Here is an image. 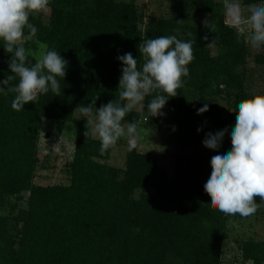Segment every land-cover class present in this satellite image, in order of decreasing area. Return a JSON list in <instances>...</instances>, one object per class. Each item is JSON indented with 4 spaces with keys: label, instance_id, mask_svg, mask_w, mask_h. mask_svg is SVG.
<instances>
[{
    "label": "trees",
    "instance_id": "16d2710c",
    "mask_svg": "<svg viewBox=\"0 0 264 264\" xmlns=\"http://www.w3.org/2000/svg\"><path fill=\"white\" fill-rule=\"evenodd\" d=\"M256 2L242 0L246 6ZM161 3L160 15L145 16L135 0H49L47 15L30 14L38 32L23 46L32 50L38 40L68 64L65 77H57L59 93L38 94L22 111L11 108L15 93L0 94V264L221 263L227 215L204 191L216 152L203 145L206 135L197 129L204 117L219 128L230 124L220 147H231L236 113L228 116L218 100L235 110L239 101L254 96L246 90L253 73L250 55L262 72L264 94V47L249 52L245 36L225 24L223 1ZM206 18L213 31L203 25ZM160 35L192 40L195 57L189 78L166 102L176 129L173 178L156 158L135 150L125 152L122 170L111 166L106 162L111 148L101 153L100 140L76 116L79 105L93 100L97 108L110 101L125 104L117 56L131 52L140 68V46ZM3 44L0 80L11 74V54ZM28 60L35 63L33 56ZM11 83L15 86L18 78ZM155 95L145 97V108ZM205 103L209 110L197 115ZM45 119L78 125L66 185L34 184ZM135 121L140 123L141 113L130 110L124 122ZM240 251L244 262L264 264L263 241L246 240Z\"/></svg>",
    "mask_w": 264,
    "mask_h": 264
},
{
    "label": "clouds",
    "instance_id": "9594fccd",
    "mask_svg": "<svg viewBox=\"0 0 264 264\" xmlns=\"http://www.w3.org/2000/svg\"><path fill=\"white\" fill-rule=\"evenodd\" d=\"M48 5L49 0H0V41L4 42L6 52L11 54L8 62L11 74L0 80V94H16L11 102V108L15 111L24 110V105L35 101L38 94H46L50 90L58 94L60 82L57 77L64 78L66 74L68 61L60 52L38 40L35 41L39 45L38 53L23 46L26 40H33L38 32L37 27L29 22L30 14L44 11ZM248 10L250 14L245 17L240 0H225L229 26L245 35V42L252 48L259 49L264 47V0L250 4ZM202 23L213 31L212 21L206 18ZM241 25H247L251 31L244 34ZM25 29L28 30L27 36ZM139 52L144 57L140 68L131 52L117 56L122 64L119 95L127 103L110 101L97 108L93 100L88 106L77 107L83 117H94L88 119L87 123L91 125L92 135L100 140L101 153L116 145L121 138L127 140L129 152L137 148L140 140L139 121L122 123L125 116L137 104L145 108L146 104L142 102L153 93L156 95L145 109L151 116L165 115L161 110L168 97L177 96V89L183 87L189 78L188 65L195 58L193 41L178 38L177 35L147 39ZM29 56L35 57L34 64L30 65ZM17 78L18 83L13 86L11 82ZM4 85L8 86L7 90ZM208 110L209 104L205 103L197 109V115ZM233 111L236 116L229 133V149L220 147L226 128L215 133L208 132L202 141L206 148L216 152L210 160L211 173L204 184V191L211 196L209 203L224 214L250 217L256 214L259 206L254 198L259 196L264 201V94L239 101ZM200 131L202 128L197 129V132ZM135 230L139 231V228Z\"/></svg>",
    "mask_w": 264,
    "mask_h": 264
},
{
    "label": "rangeland",
    "instance_id": "374dc122",
    "mask_svg": "<svg viewBox=\"0 0 264 264\" xmlns=\"http://www.w3.org/2000/svg\"><path fill=\"white\" fill-rule=\"evenodd\" d=\"M218 1H223L225 5V0ZM135 3L139 7L144 6L143 12L145 16L160 15L164 10V5L161 3V0H135ZM240 4L242 15L245 17L248 16L250 14L248 6L243 5L242 0H240ZM48 13L49 10L47 7L44 11L33 12L31 14L47 15ZM224 22L229 26L230 21H228L225 15V7ZM241 28L244 29V34L250 31L247 25H241ZM235 29L238 31L237 28ZM39 50V45L36 43L31 51L38 53ZM249 52L251 54L253 53L252 47L249 49ZM248 68L253 73L248 75V89L246 90L252 95L260 94L263 86L262 72L252 63V55L248 57ZM218 102L219 106L227 112L228 116L233 115V110L224 99L220 98ZM131 111L141 113V121L138 125L140 140L137 148L134 150L156 158L165 170L167 176L173 178L175 164L174 111L167 103L161 110L165 114L162 116H151L147 110L142 112L140 104L135 105ZM76 116L82 123L90 126L91 129V125L87 123V120L94 117H83L79 111H77ZM122 123L126 124L124 121ZM202 124L203 126H199V128H202L201 132L205 133V135L208 132L215 133L221 128L229 130L231 126L229 124L219 128L212 119L205 117L202 119ZM77 126V124L73 123H59L48 119L42 121L39 138V165L35 173V185L53 186L68 184L69 175L67 173V165L71 162L74 153ZM93 138L99 139L94 135ZM126 151L127 140L121 138L117 141L116 145L111 147L110 156L106 162L122 170L125 164ZM138 195L139 193L136 194V196ZM254 199L259 204L256 214L250 217H241L239 214L234 216L227 215L226 239L223 243L220 264H252L250 262H244L241 258L240 248L242 242L249 239L264 242V201H261V197L259 196ZM175 264L178 263L175 262Z\"/></svg>",
    "mask_w": 264,
    "mask_h": 264
}]
</instances>
